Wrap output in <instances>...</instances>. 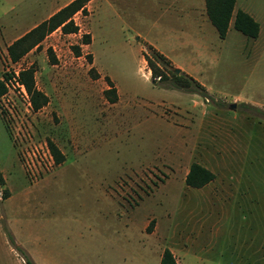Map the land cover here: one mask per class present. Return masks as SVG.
<instances>
[{"label":"rangeland","instance_id":"1","mask_svg":"<svg viewBox=\"0 0 264 264\" xmlns=\"http://www.w3.org/2000/svg\"><path fill=\"white\" fill-rule=\"evenodd\" d=\"M53 1L0 0V79L8 78L0 96V264H25L21 251L36 264H158L176 233L194 239L191 165L214 162L222 172V153L213 151L226 133L236 145L257 144L248 166L255 151L264 154V0H244L260 11L259 40L233 29L224 44L209 42L216 58L194 61L187 50L177 66L170 60L200 67L195 79L206 99L147 78L142 38L159 43L161 34L138 16L135 0L128 9L96 0L92 13L74 15L77 32L58 28L13 62L11 41ZM31 66L49 97L37 111L19 81ZM108 77L119 88L116 102L105 94Z\"/></svg>","mask_w":264,"mask_h":264},{"label":"crops","instance_id":"2","mask_svg":"<svg viewBox=\"0 0 264 264\" xmlns=\"http://www.w3.org/2000/svg\"><path fill=\"white\" fill-rule=\"evenodd\" d=\"M72 1L54 0L48 15L29 26L28 31ZM95 2L96 0H90L87 4L91 13L93 11L90 5L93 7ZM115 2L127 9L135 5L134 10L138 16L160 30L159 43L152 41L147 35H143L142 39L156 47L176 66L177 56L187 50L194 56V61L201 60L209 53L214 58L218 57L215 49L208 44L216 40L221 44L227 41L235 29L234 16L239 9L250 13L259 22L260 32L256 39L259 40L263 33L260 11H252L251 5L244 0H236L234 16L225 38L219 37L208 15L206 0H135L133 5L132 0ZM178 66L194 78H198L201 73L200 67L190 63ZM150 76L149 70L147 78ZM223 137L225 142L221 150L213 151V156L215 153H222L224 170L220 172L214 162L209 163L205 167L215 174L214 179L203 186L194 187V239L190 236L192 234L176 233L174 236L178 237L177 243L169 249L172 251L175 247L184 264H188L186 258L189 255H194V264H264V154L262 149L255 151V166H248L247 158L257 144L243 147L242 144L232 143V134L226 133ZM263 146L262 142L260 147ZM246 176L250 179H246ZM172 252L176 253L174 250ZM161 258L160 252L158 264Z\"/></svg>","mask_w":264,"mask_h":264},{"label":"trees","instance_id":"3","mask_svg":"<svg viewBox=\"0 0 264 264\" xmlns=\"http://www.w3.org/2000/svg\"><path fill=\"white\" fill-rule=\"evenodd\" d=\"M90 0H73L68 5L61 8L47 20L41 22L27 33L17 38L11 43L7 50L13 62H18L25 54L34 47L40 45L42 40L52 31L61 28L64 33L77 32L79 26L75 23L73 17L78 12L88 13L87 4ZM208 15L216 27L219 37L225 38L229 29L230 21L234 16V7L236 0H206ZM234 28L248 37H257L260 32L259 22L248 12L239 9L234 18ZM90 37L85 38L86 43ZM144 52L145 59L148 62L151 76L155 79V83H160L165 88H177L187 92L200 94L205 99L210 96V92L198 80L183 72L181 69L177 73L170 59L158 51L153 45L145 43ZM56 59L53 57V61ZM168 71L172 74L173 79L169 78ZM35 67L23 69L19 72V81L24 85L30 96L32 108L40 110L48 104L49 97L43 91L37 88L35 82ZM159 78V79H158ZM7 79H0V96L7 91ZM109 88L105 90V94L111 97V102L118 99V91L113 81L108 77ZM51 152L56 160L60 163L63 160L59 148L53 142H50ZM215 174L198 163H193L190 171L186 176V183L192 187H200L214 179ZM0 180L4 183V179L0 173ZM6 196L8 192H5ZM12 240V236H10ZM18 250L21 251L20 248ZM25 260V264H36L31 257L21 251ZM160 264H178L177 260L169 248H166Z\"/></svg>","mask_w":264,"mask_h":264},{"label":"water","instance_id":"4","mask_svg":"<svg viewBox=\"0 0 264 264\" xmlns=\"http://www.w3.org/2000/svg\"><path fill=\"white\" fill-rule=\"evenodd\" d=\"M174 70H175V72L178 73V72L180 71V68L175 67ZM152 82L155 83V79H152ZM230 108L234 110V109L236 108V103H235V102H234V103H231V104H230Z\"/></svg>","mask_w":264,"mask_h":264}]
</instances>
